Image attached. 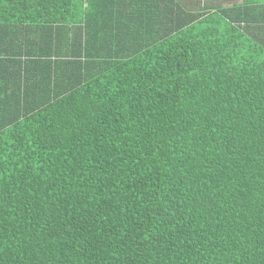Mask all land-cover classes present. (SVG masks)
Wrapping results in <instances>:
<instances>
[{
  "label": "trees",
  "instance_id": "1",
  "mask_svg": "<svg viewBox=\"0 0 264 264\" xmlns=\"http://www.w3.org/2000/svg\"><path fill=\"white\" fill-rule=\"evenodd\" d=\"M0 264H264V0H0Z\"/></svg>",
  "mask_w": 264,
  "mask_h": 264
}]
</instances>
